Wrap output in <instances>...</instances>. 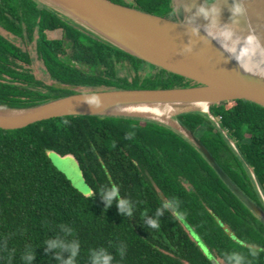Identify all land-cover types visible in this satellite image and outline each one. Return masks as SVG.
<instances>
[{
    "label": "trees",
    "instance_id": "trees-1",
    "mask_svg": "<svg viewBox=\"0 0 264 264\" xmlns=\"http://www.w3.org/2000/svg\"><path fill=\"white\" fill-rule=\"evenodd\" d=\"M112 1L175 19L170 0ZM0 28L11 34L9 40L0 33V106L30 107L83 88L195 85L85 33L36 0H0ZM33 39L51 84L28 68L33 60L20 44ZM118 66L133 71L131 78L118 75ZM145 67L152 71L141 76ZM209 110L218 126L202 112L177 119L264 210V107L235 99ZM46 149L76 157L92 196L80 194L52 167ZM113 187L129 201L131 216L119 210L117 199L106 205L102 193ZM166 202L172 207L164 208ZM148 219L158 220L159 229ZM51 240L79 244L74 264H92L100 252L113 256L111 264H214L209 256L234 264L228 259L234 253L244 256V264H264V251L255 257L249 252L264 249V222L206 158L172 128L130 117L70 115L0 128V264H29L30 254L31 264H64L70 253L50 250Z\"/></svg>",
    "mask_w": 264,
    "mask_h": 264
},
{
    "label": "water",
    "instance_id": "water-1",
    "mask_svg": "<svg viewBox=\"0 0 264 264\" xmlns=\"http://www.w3.org/2000/svg\"><path fill=\"white\" fill-rule=\"evenodd\" d=\"M36 1L68 18L85 33L147 64L185 77L195 85L81 90L30 107L0 106L1 129H19L38 121L70 115L130 117L166 125L186 138L231 191L264 222V210L230 180L202 142L177 119L181 113L202 112L218 126L209 110L212 105L243 99L264 107V69L229 39L233 37L236 40V36L247 33L264 55V0H240L244 11L233 15L232 6L226 9L231 17L228 23L217 21L216 17L191 14L198 12L201 6L212 7L214 3L222 6L224 0H211L210 3H206L208 0H170L171 6L178 9L175 19L112 0ZM233 2L235 4L237 0ZM224 28L236 33L225 37L222 34ZM97 101L98 106H90ZM198 105L205 106L206 110L196 109ZM164 107L170 110L169 117L152 113L153 109ZM221 133L237 151L235 142L226 131L221 130ZM249 172L255 181L251 168ZM256 186L261 193L257 183ZM203 249L208 254L204 246ZM209 257L214 264H220L214 257Z\"/></svg>",
    "mask_w": 264,
    "mask_h": 264
},
{
    "label": "rangeland",
    "instance_id": "rangeland-1",
    "mask_svg": "<svg viewBox=\"0 0 264 264\" xmlns=\"http://www.w3.org/2000/svg\"><path fill=\"white\" fill-rule=\"evenodd\" d=\"M125 3H131L132 0H122ZM211 0H208L206 3H210ZM224 3L222 6H218L221 10L220 15L216 16V20L228 23V19L231 18L227 15L226 9H229L231 6L233 7L234 2L233 0H224ZM193 15H198V12L191 13ZM194 18V17H193ZM36 35L34 36V38ZM20 47L23 50H26L29 52L30 56L32 57V63L28 68L31 69L32 73L35 75L37 79L42 80L46 84H51L53 80L49 77V75L45 72L44 66L40 59L38 58V55L35 50V41L33 39L30 43L20 44ZM118 75L124 76L127 75L129 78L133 75V71L127 72L126 68L122 66H118ZM148 71H152V69H149L145 67L142 71H140V75L144 76ZM89 88H83L82 90H88ZM45 154L52 165V167L64 175V177L69 181L70 185L78 191L80 194L86 197H90L93 194V191L91 187L85 182L81 170L79 168L78 161L76 157L73 154H59L55 152L54 150H45Z\"/></svg>",
    "mask_w": 264,
    "mask_h": 264
},
{
    "label": "clouds",
    "instance_id": "clouds-1",
    "mask_svg": "<svg viewBox=\"0 0 264 264\" xmlns=\"http://www.w3.org/2000/svg\"><path fill=\"white\" fill-rule=\"evenodd\" d=\"M244 11L243 4L240 2V0H237V2L234 4L232 8V13L233 15H239ZM178 12V9L175 7H172L169 15L175 16ZM221 10L215 6L212 7H205L201 6L198 9V14L204 16L205 18L208 17H216L220 15ZM90 106H98V101L96 102L95 105L90 104ZM103 199L106 202V205L110 207L112 205V202L114 199L118 200V208L122 213H127V215L131 216L132 215V207L130 206L129 201L125 199H119L118 198V192L115 187H113L111 190L103 192L102 193ZM172 207L171 202H166L164 204V208H170ZM162 214L161 212H158V215ZM148 225L153 228V229H159L160 225L158 220L156 219H148L147 221ZM48 248L51 249H56V248H61L64 250H67L70 255L69 257L64 261V264H74L75 258L78 255L79 252V244L73 243L71 245L65 244L61 241L57 240H51L48 241ZM260 251H264V249H257L255 247L250 248L249 252L250 254L255 257L259 254ZM120 254L121 256L124 255V250L123 248L120 249ZM35 259L34 254H30L27 257V260L29 261V264ZM57 259H60L58 256ZM230 261H234V264H244V256L238 253H234L231 256L228 257ZM113 260V256L110 254H107L105 252H100V253H94L92 257V264H111V261Z\"/></svg>",
    "mask_w": 264,
    "mask_h": 264
},
{
    "label": "bare ground",
    "instance_id": "bare-ground-1",
    "mask_svg": "<svg viewBox=\"0 0 264 264\" xmlns=\"http://www.w3.org/2000/svg\"><path fill=\"white\" fill-rule=\"evenodd\" d=\"M232 29L224 28L222 31V34L225 37L233 36L232 34H235ZM236 40L233 37H229L231 41H234L238 48L245 53V55L253 61L255 64H257L259 67L264 69V55L262 54L261 50L257 46V44L253 41V39L250 37L249 34L245 33L240 36L235 37ZM196 109L200 110H206L205 106L198 105L196 106ZM153 114L161 113V115H164V117H169L170 110H168L167 107L162 108L161 110L153 109Z\"/></svg>",
    "mask_w": 264,
    "mask_h": 264
},
{
    "label": "flooded vegetation",
    "instance_id": "flooded-vegetation-1",
    "mask_svg": "<svg viewBox=\"0 0 264 264\" xmlns=\"http://www.w3.org/2000/svg\"><path fill=\"white\" fill-rule=\"evenodd\" d=\"M0 33H1L5 38H7V39L10 40L9 37H11V34H9V33L6 34L7 32H6L4 29L0 28ZM13 40H15V39L13 38Z\"/></svg>",
    "mask_w": 264,
    "mask_h": 264
}]
</instances>
